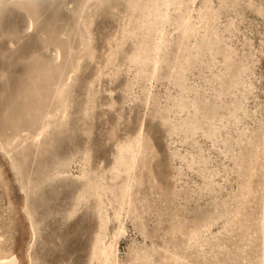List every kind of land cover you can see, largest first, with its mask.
<instances>
[{"label": "rangeland", "instance_id": "rangeland-1", "mask_svg": "<svg viewBox=\"0 0 264 264\" xmlns=\"http://www.w3.org/2000/svg\"><path fill=\"white\" fill-rule=\"evenodd\" d=\"M151 1L0 0L2 259L264 264V0H183L156 74Z\"/></svg>", "mask_w": 264, "mask_h": 264}, {"label": "bare ground", "instance_id": "bare-ground-1", "mask_svg": "<svg viewBox=\"0 0 264 264\" xmlns=\"http://www.w3.org/2000/svg\"><path fill=\"white\" fill-rule=\"evenodd\" d=\"M183 0H152L149 3V6L143 5L142 12L137 19L138 24H136L135 29L133 32H130L131 36L136 35H142L141 37H147L149 40L140 42V45L135 48V52L133 55H131V60L134 62H138L140 64H143L144 66H147L148 63H151L153 66V71L155 74L158 73L160 70L159 64L162 61L163 52L167 49L168 43L166 41V38H168V34L166 32L168 27H175V25H178L176 27H179V21L176 19L171 18V13H181L183 11V8H181ZM193 2L195 0H192ZM208 11V10H207ZM208 13H210L208 11ZM153 16L152 19H147L149 17ZM187 21V19H186ZM191 21V18H188V22ZM153 22V23H152ZM183 24L186 23L184 19H182ZM151 23V24H150ZM29 25L31 27L32 20H29ZM188 27V24H186ZM153 26V27H151ZM175 29V28H174ZM124 37L125 39L128 38L126 36V31H124ZM193 56V55H192ZM131 61V62H132ZM188 61V60H187ZM221 85L222 82H219ZM233 86H237L236 82L231 85V89L234 88ZM221 91L217 92V98L222 97ZM195 105V103L193 104ZM237 105V104H236ZM234 108L237 106H233ZM229 108V107H228ZM238 110L241 109V104H238L237 107ZM138 148H141V142H137ZM129 152L130 150H123L122 152ZM123 156V155H122ZM136 159V156L132 155L130 158V162L133 163ZM120 163L123 162V158H120ZM132 169V168H131ZM131 169L127 171H131ZM127 174V182L126 185L122 189V196L119 198L118 206L119 209L115 213L116 219L119 221L121 216L131 214L134 210L132 208V200L133 195L130 192L131 187L133 186V179L131 178L130 173ZM119 235H122L124 233V228L119 227L118 229ZM114 253L112 251H104L101 255V257H98L97 255H94V262L95 264H107L110 263L111 258L113 257ZM150 258V256H145L144 262L146 264H151L147 262V260ZM168 260H171L172 262H177L179 260V257L176 252H172L171 255L167 258ZM0 264H17L16 259H2L0 257ZM116 264V263H115ZM156 264H163V263H156Z\"/></svg>", "mask_w": 264, "mask_h": 264}]
</instances>
